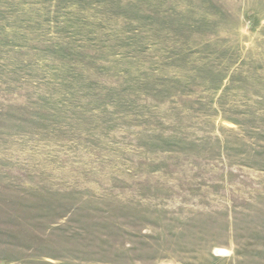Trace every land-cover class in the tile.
Wrapping results in <instances>:
<instances>
[{
  "label": "rangeland",
  "instance_id": "obj_1",
  "mask_svg": "<svg viewBox=\"0 0 264 264\" xmlns=\"http://www.w3.org/2000/svg\"><path fill=\"white\" fill-rule=\"evenodd\" d=\"M261 2L0 0V264H264Z\"/></svg>",
  "mask_w": 264,
  "mask_h": 264
},
{
  "label": "crops",
  "instance_id": "obj_2",
  "mask_svg": "<svg viewBox=\"0 0 264 264\" xmlns=\"http://www.w3.org/2000/svg\"><path fill=\"white\" fill-rule=\"evenodd\" d=\"M255 4V3H254ZM250 5V4H249ZM261 7H264V0H262L261 4H260Z\"/></svg>",
  "mask_w": 264,
  "mask_h": 264
}]
</instances>
